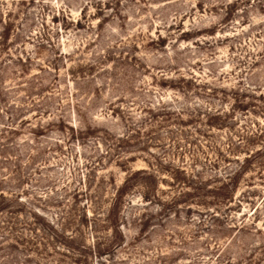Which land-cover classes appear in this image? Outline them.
Segmentation results:
<instances>
[{"label":"rangeland","instance_id":"obj_1","mask_svg":"<svg viewBox=\"0 0 264 264\" xmlns=\"http://www.w3.org/2000/svg\"><path fill=\"white\" fill-rule=\"evenodd\" d=\"M0 264H264V0H0Z\"/></svg>","mask_w":264,"mask_h":264},{"label":"trees","instance_id":"obj_2","mask_svg":"<svg viewBox=\"0 0 264 264\" xmlns=\"http://www.w3.org/2000/svg\"><path fill=\"white\" fill-rule=\"evenodd\" d=\"M250 157H251V156H249L247 159H249ZM112 207H113V208H112V211H113V209H115V208L117 207V199H116V200H115V199L113 200ZM112 214H113V212H112ZM112 214H110V218H111V219H112V217H111ZM107 217H108L107 219H108V222H109V213H108V216H107ZM15 242H18V241H15Z\"/></svg>","mask_w":264,"mask_h":264}]
</instances>
